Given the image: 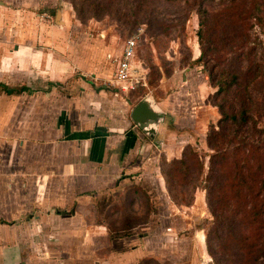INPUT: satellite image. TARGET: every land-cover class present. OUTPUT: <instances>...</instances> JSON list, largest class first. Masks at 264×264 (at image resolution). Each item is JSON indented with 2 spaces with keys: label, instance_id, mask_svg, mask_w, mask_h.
Here are the masks:
<instances>
[{
  "label": "rangeland",
  "instance_id": "374dc122",
  "mask_svg": "<svg viewBox=\"0 0 264 264\" xmlns=\"http://www.w3.org/2000/svg\"><path fill=\"white\" fill-rule=\"evenodd\" d=\"M219 1L224 0H214L213 4L205 5L209 14H216L218 17H235L242 8L247 9L250 2V0H238L236 2L238 7L225 15L222 12L223 6L217 4ZM194 4L195 0H23L19 7L11 6L7 9L17 10V15L20 12L23 21L17 26L20 27L19 30H23V36H28L29 40H21L14 36L8 38L7 49L8 52H12L14 45L19 46L21 43L20 45L27 46L32 39L37 49L45 51L49 49L53 52L56 68V100L52 108L55 104L57 116L60 107L66 110V101L72 106L75 103L71 110L69 103L70 108L67 110L70 111L74 120L81 114L86 116L83 122H87L89 132L100 131L97 130L99 128L97 124H104L110 128L114 124L115 114L96 113L95 99L90 101V105L85 102L86 111L84 109L81 111L80 99L87 90L84 83L88 84V91H94L96 88V94L102 93L101 98L111 101L113 104L111 106L122 104L130 110L145 97L163 102L165 106L162 110L172 114L165 116L167 129H176L177 136L172 138L169 134L166 135L165 145L163 140L158 144L152 141L156 147H153L154 159L135 175V180L139 179L138 183L132 185L133 187L131 185L126 187L122 193V195L127 194L124 200H122L124 197L120 195L116 198L107 195L109 199L107 197L104 199L103 207L106 213L108 211L112 213L105 215L106 222L116 231H119L118 227H122L120 230L122 235L134 234V232L139 235L144 232L155 234L161 232L168 234L169 243L178 242L180 247L183 245L187 246L186 248L191 245L195 247L196 244L203 254L199 259L197 258L200 264H219V262L216 263L218 250L224 254L227 251L228 256H231L229 260L239 259L238 256H233V247L239 248L241 244L239 237L243 235L248 236L245 242L252 243L256 240L262 232L264 214L258 222L246 224L241 212L235 211L234 200L227 187L222 185L218 188L213 183L212 177L207 179L210 173V156L213 154L207 138L212 130L218 129L217 122L220 118L210 98L214 88L209 81L208 71L214 66L212 71L216 72L217 67L223 65V60L226 63L227 59L235 57L231 49L242 42V39L238 37L223 48L222 42L218 40L221 33L217 30L211 31L210 37L216 49L212 48L207 52L205 64L196 63L195 59L200 54V47ZM51 10L62 12L63 19L60 25L55 23L53 16H49ZM252 23V20L243 22L248 38L243 48L235 49V52L243 53L235 59L233 65L241 67L242 71L246 70L254 59L262 63L260 59L262 46L259 41L264 46V33L255 25L250 27ZM230 30L233 28L228 29L232 32ZM32 32L35 38L32 37ZM135 33L140 35L134 58L135 75L141 79L134 89L124 93L111 83L115 69L112 59L120 56L125 40ZM231 34L229 33L228 38ZM0 46L3 47L6 44ZM10 56L5 58H12ZM247 57L250 58L248 61ZM29 66L31 65L25 61L21 66L20 60H13L6 66V61H3L0 63V82L13 84L14 74L12 73L22 72V69ZM254 93L261 97L263 89H255ZM90 98L88 96V99ZM236 99L237 97L231 95L228 97L234 110L238 107ZM129 113L128 111V115ZM253 116L259 119L258 113H254ZM63 117L65 122H69L66 112ZM259 121L261 122V119ZM81 122L82 119L78 125H81ZM249 127L243 128L235 139V142L240 143L241 146V150L237 153L239 158L246 155L255 157V153H249L248 146L259 137L252 133ZM224 130L228 131L226 128ZM10 136L0 135V139ZM155 140L158 139L155 137ZM234 144L231 143L230 146ZM186 147L192 150L191 154L185 151L187 161L191 164L188 170L190 173L187 176L184 175V170L176 169L177 164H173L172 161L181 158ZM263 152L264 148L260 150V153ZM253 161L251 159L249 164ZM161 171L167 174L168 185ZM159 173L163 184L158 182ZM9 178L11 180L10 175ZM129 181L131 182V179ZM10 184H13L12 191L10 188L7 191L0 188L2 191L0 192V211L4 219L17 218V208L12 202V197L17 194V190L14 182H7V185ZM135 187L136 189L131 191ZM164 190L168 199L164 198L166 195ZM221 194L227 196L229 201L225 198L221 200ZM262 196L264 192L259 194L258 199ZM88 205L85 208L95 206V200L93 199ZM89 214L85 215L87 223L94 221L93 212ZM22 219L25 222V218L22 217ZM13 230L9 228L3 232L6 237L2 239L4 242L0 244V248L4 249L6 254L8 251L12 258H20V264L30 262L32 258L38 264L39 262L49 264L47 259L56 261L55 254L67 247L63 236L59 237L58 233L46 229L45 226H40V230L34 232L22 230V237L19 236L18 239L12 233H16V229ZM116 231L115 233L118 234ZM193 234H196V238L192 242L189 238ZM19 239H23V246L19 245ZM200 240L204 241L200 243ZM219 244L224 245V250L218 248ZM208 245L210 252L207 250ZM90 251L91 249L85 248L82 259L88 260L94 256L90 254ZM230 263L233 264L230 261L226 264ZM66 264L76 263L72 261ZM145 264L156 263L149 261ZM162 264L184 263L180 260L171 262L164 260Z\"/></svg>",
  "mask_w": 264,
  "mask_h": 264
},
{
  "label": "crops",
  "instance_id": "0c3cea01",
  "mask_svg": "<svg viewBox=\"0 0 264 264\" xmlns=\"http://www.w3.org/2000/svg\"><path fill=\"white\" fill-rule=\"evenodd\" d=\"M22 1L0 0V45L6 44L0 46V63L6 61L8 66L13 60H20L21 66L23 61L31 65L29 68L20 69L22 72H10L14 74L13 84L0 82L10 89L24 88L17 94H6L0 89V135H11L0 139V188L5 191L10 188L12 191L13 184L7 185L11 181L15 183L17 190V194L12 197L17 208V218L4 219L0 211V244L6 237L3 232L9 228L16 229V233H12L18 239L19 236L22 237V230L34 232L39 231L40 226H45L66 240L67 247L62 248L54 257L61 264L72 261L76 264H145L149 261L162 264L164 260L200 264L197 258L203 254L196 244L195 247H180L178 242L169 243L168 234L161 232L122 235V227L117 228L119 231L113 230V226L105 219V215L108 216L112 211L105 212L104 199L107 195L113 198L120 195L124 197L122 200L126 198L127 194L122 195L126 187L136 185L139 179L135 180V175L154 159L155 144L152 141L158 144L163 140L165 145L166 135L174 138L177 134L176 129H167L165 122V116H171V112H164L163 102L153 99L164 113V120L157 126L155 135L148 137L130 120L128 111L131 109L128 110L122 104L111 106V101L101 98L102 93L96 94V88L88 91V84L84 83L87 90L80 99L81 111H86L85 102L90 105V101L95 99L96 113L115 114L114 124L110 128L97 124V130H105L89 132L87 122H83L86 116L81 114L79 118L72 119L70 111L67 110L70 108L68 101L66 110L60 107L56 116L55 104L52 108L56 100L53 52L49 49H37L32 39L27 46L20 43L19 46L14 45L12 52L7 49L8 38L14 36L29 40L17 26L23 21L20 12L17 15V10L7 9L11 6L19 7ZM59 12L62 23L63 14ZM32 37L35 38L33 32ZM8 55L12 58H5ZM88 96L91 98L88 99ZM69 105L71 110L76 104ZM65 112L69 122H65ZM81 119V125H78ZM159 181L163 184L160 173ZM163 192L166 194L163 197L168 199L166 191ZM93 199L95 206L85 208ZM91 212L94 221L87 223L85 215ZM195 238L196 234H193L189 240L193 242ZM200 241L202 243L204 240ZM19 245H24L23 239H19ZM85 248L91 249L90 254L94 255L88 260L82 259ZM4 251L0 248V264L21 263L20 258L14 259L8 251L7 254ZM47 260L49 264H57L56 261ZM22 264L38 263L32 258V261Z\"/></svg>",
  "mask_w": 264,
  "mask_h": 264
},
{
  "label": "trees",
  "instance_id": "16d2710c",
  "mask_svg": "<svg viewBox=\"0 0 264 264\" xmlns=\"http://www.w3.org/2000/svg\"><path fill=\"white\" fill-rule=\"evenodd\" d=\"M237 1L238 0H224L217 2V4L223 6L222 12L226 15L232 9L238 7L236 4ZM213 3L214 0H195V13L198 20L197 38L200 47V54L195 62L198 64H205L207 52L212 48L214 50L216 49L210 37L211 31L213 30H217L221 33V37L218 40L222 42L221 45L223 48L238 37L242 39V42H239L231 49L235 57L227 59L228 61L226 63H224L223 60V65L217 67L216 72L212 71L214 66L208 71L209 81L214 88V92L210 98L213 101V106L217 108L220 118L217 122L219 126L218 129L212 130L207 138V143L213 151V154L210 156V173L207 179L212 177L214 179L213 183L218 188L222 187V185L227 187L229 194H231L234 200L233 205L236 208L235 211L241 212L242 219L246 224H251L258 222L260 217L264 214V196L258 199L260 198L259 194L264 192V152L260 153V150L264 148L263 43L259 41V44L262 46V54L260 56L262 63L254 59L252 64L249 65L246 70L242 71V68L233 65V62L237 57L240 55L242 56L243 53L242 51L237 53L235 49L243 48L245 40L248 38V35L245 33V24H243L245 20H252L253 23L250 24V27L255 25L259 29L261 28L264 33V0H250L248 8H242L239 13L235 14V17H218L216 14H209L205 5ZM230 27L233 28V30H230L232 32L228 31ZM229 33L232 34L228 38ZM249 59L250 58L247 57V61ZM0 89L6 94H17L24 90L23 87H19L15 90L10 89L3 84H0ZM255 89H263L261 97L256 96V93H254ZM230 95L232 97H237L236 101L238 102V107L236 110H234L233 104L231 105L228 101ZM254 113H258L259 119L254 118ZM260 119L261 122L259 121ZM248 126H250V131L259 137L248 146L249 153H255V157L246 155L239 158L237 153L241 150V146L239 145L240 143L235 142V139L242 129ZM224 128L228 131L226 132ZM231 143L235 144L231 147ZM186 150L189 154L192 153L191 148L186 147L182 152L181 158L172 161L173 164H177L178 166L175 168H179V171L184 170V175L187 176L190 173L188 170H190L191 164L187 161ZM251 159L254 161L251 162L252 164H249ZM200 166L202 167V164H200ZM161 172L165 183L168 185L167 174L163 171ZM136 187L131 191L136 189ZM169 193L170 191H168V194ZM132 195L135 196L134 194ZM224 198L229 201L227 196L221 194V200H225ZM59 213L63 214L64 212ZM261 229L262 232L259 233L256 240L252 243L245 242L248 236L243 235L239 237L241 242L239 248L233 247V256L239 257L237 261L229 260L231 256H228L227 251L224 254L218 250L216 263L219 262L220 264L223 262V264H226L230 261L233 264H264V225H262ZM209 248L208 245V252H210ZM218 248L224 250V245L219 244Z\"/></svg>",
  "mask_w": 264,
  "mask_h": 264
},
{
  "label": "built area",
  "instance_id": "2783aa9c",
  "mask_svg": "<svg viewBox=\"0 0 264 264\" xmlns=\"http://www.w3.org/2000/svg\"><path fill=\"white\" fill-rule=\"evenodd\" d=\"M139 41L140 35L138 33L130 35L125 40L120 56L113 59L115 69L111 83L124 93L127 90L134 89L141 79V77L135 75L134 67V58Z\"/></svg>",
  "mask_w": 264,
  "mask_h": 264
},
{
  "label": "water",
  "instance_id": "95a60500",
  "mask_svg": "<svg viewBox=\"0 0 264 264\" xmlns=\"http://www.w3.org/2000/svg\"><path fill=\"white\" fill-rule=\"evenodd\" d=\"M50 14L55 18L56 24L60 25V12L51 10ZM129 117L146 136L153 137L157 126L164 120V113L151 97H145L131 108Z\"/></svg>",
  "mask_w": 264,
  "mask_h": 264
}]
</instances>
